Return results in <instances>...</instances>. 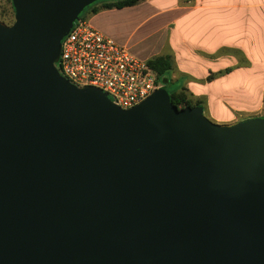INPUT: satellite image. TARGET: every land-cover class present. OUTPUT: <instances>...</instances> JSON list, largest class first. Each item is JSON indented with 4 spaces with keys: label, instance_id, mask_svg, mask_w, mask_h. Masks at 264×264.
Listing matches in <instances>:
<instances>
[{
    "label": "water",
    "instance_id": "95a60500",
    "mask_svg": "<svg viewBox=\"0 0 264 264\" xmlns=\"http://www.w3.org/2000/svg\"><path fill=\"white\" fill-rule=\"evenodd\" d=\"M96 1L0 22V264H264V117L71 83L62 40Z\"/></svg>",
    "mask_w": 264,
    "mask_h": 264
},
{
    "label": "crops",
    "instance_id": "0c3cea01",
    "mask_svg": "<svg viewBox=\"0 0 264 264\" xmlns=\"http://www.w3.org/2000/svg\"><path fill=\"white\" fill-rule=\"evenodd\" d=\"M89 18L142 58L170 55L165 86L186 88L211 120L264 117V0H141Z\"/></svg>",
    "mask_w": 264,
    "mask_h": 264
},
{
    "label": "built area",
    "instance_id": "2783aa9c",
    "mask_svg": "<svg viewBox=\"0 0 264 264\" xmlns=\"http://www.w3.org/2000/svg\"><path fill=\"white\" fill-rule=\"evenodd\" d=\"M55 65L71 83L102 90L122 109L138 105L165 87L148 59L101 32L89 17H80L62 40Z\"/></svg>",
    "mask_w": 264,
    "mask_h": 264
},
{
    "label": "trees",
    "instance_id": "16d2710c",
    "mask_svg": "<svg viewBox=\"0 0 264 264\" xmlns=\"http://www.w3.org/2000/svg\"><path fill=\"white\" fill-rule=\"evenodd\" d=\"M141 0H97L92 3L86 9H88L87 13L85 10L80 14L81 18H87L91 14L98 12L101 9L108 8H121L124 6L135 5ZM148 64L157 72L158 78L161 79L164 83L167 81L166 75H168L173 69V60L170 55H160L153 57L148 60ZM212 77V76H211ZM168 90V88L165 86ZM169 91V90H168ZM171 95L172 102L177 105L179 108H184L188 106H194L197 103L193 102L189 99L188 90L186 88H180L173 92H169Z\"/></svg>",
    "mask_w": 264,
    "mask_h": 264
},
{
    "label": "rangeland",
    "instance_id": "374dc122",
    "mask_svg": "<svg viewBox=\"0 0 264 264\" xmlns=\"http://www.w3.org/2000/svg\"><path fill=\"white\" fill-rule=\"evenodd\" d=\"M88 9H85V12L87 13ZM15 21V9L12 4V0H0V22L4 25H11ZM179 85L174 82H169L168 90L169 92H173L175 90H178ZM189 99L193 101L190 97L189 91H188ZM221 124H232L233 122H217Z\"/></svg>",
    "mask_w": 264,
    "mask_h": 264
}]
</instances>
